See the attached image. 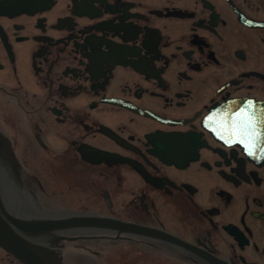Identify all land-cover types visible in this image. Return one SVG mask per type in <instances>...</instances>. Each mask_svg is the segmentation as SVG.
<instances>
[{
  "label": "flooded vegetation",
  "instance_id": "1",
  "mask_svg": "<svg viewBox=\"0 0 264 264\" xmlns=\"http://www.w3.org/2000/svg\"><path fill=\"white\" fill-rule=\"evenodd\" d=\"M0 136L9 215L136 228L49 264H264V0H0Z\"/></svg>",
  "mask_w": 264,
  "mask_h": 264
},
{
  "label": "water",
  "instance_id": "2",
  "mask_svg": "<svg viewBox=\"0 0 264 264\" xmlns=\"http://www.w3.org/2000/svg\"><path fill=\"white\" fill-rule=\"evenodd\" d=\"M4 159L9 160L8 149L5 140L0 136V174L2 176L6 168L3 164ZM11 185L13 184L0 183V247L18 257L25 264H49L46 258L48 235L55 231L83 226L126 233L136 230L135 227L129 225L101 219L81 218L64 221L16 219L6 212L2 198L6 186Z\"/></svg>",
  "mask_w": 264,
  "mask_h": 264
},
{
  "label": "bare ground",
  "instance_id": "3",
  "mask_svg": "<svg viewBox=\"0 0 264 264\" xmlns=\"http://www.w3.org/2000/svg\"><path fill=\"white\" fill-rule=\"evenodd\" d=\"M0 172H1V171H0ZM1 178H2V175L0 174V183H3L2 180H1ZM4 194H5V193H4ZM5 195H6V194H5Z\"/></svg>",
  "mask_w": 264,
  "mask_h": 264
},
{
  "label": "snow or ice",
  "instance_id": "4",
  "mask_svg": "<svg viewBox=\"0 0 264 264\" xmlns=\"http://www.w3.org/2000/svg\"><path fill=\"white\" fill-rule=\"evenodd\" d=\"M245 119H247V118H245Z\"/></svg>",
  "mask_w": 264,
  "mask_h": 264
}]
</instances>
